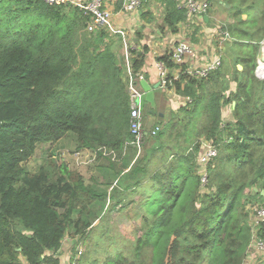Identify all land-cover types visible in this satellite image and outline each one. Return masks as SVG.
Wrapping results in <instances>:
<instances>
[{
	"label": "trees",
	"instance_id": "1",
	"mask_svg": "<svg viewBox=\"0 0 264 264\" xmlns=\"http://www.w3.org/2000/svg\"><path fill=\"white\" fill-rule=\"evenodd\" d=\"M123 1L115 0L114 8L121 10ZM225 1L237 19L227 26L229 35L251 47L240 58L245 67L235 69V90L224 93L221 67L197 77L170 52L157 57L168 71L165 88L186 99L146 137L148 152L135 159L137 146L125 145L131 137L127 81L113 49L122 45L120 35L105 27L88 31L91 15L78 6L0 0V264H59L66 231L86 235L98 216L95 207L102 212L107 198L119 190L139 192L144 182L140 234L128 254L116 252L102 264H241L252 237L264 241V220L253 231L243 211L252 199L264 207V77L254 74L264 0L257 15L250 11L253 1ZM161 3L165 25L176 32L186 9L178 0ZM146 51H130L134 73ZM227 103L230 121L222 119ZM198 116L204 122L192 128ZM178 124L182 140L172 132ZM69 133L77 149L107 160L116 180L96 189L80 176L71 179L65 166L66 174L55 176L43 166L33 173L24 169L38 143ZM201 136L218 150L208 165L207 191L196 162ZM185 141L190 146L183 147ZM247 186L259 189L245 195Z\"/></svg>",
	"mask_w": 264,
	"mask_h": 264
},
{
	"label": "rangeland",
	"instance_id": "2",
	"mask_svg": "<svg viewBox=\"0 0 264 264\" xmlns=\"http://www.w3.org/2000/svg\"><path fill=\"white\" fill-rule=\"evenodd\" d=\"M247 1L254 2V6L250 11L253 14L256 13V15L259 14L263 8L262 1ZM207 2L209 5L207 12L202 15L191 16L187 22L184 41H187L194 49V55L187 58V62L194 63V67L191 68L193 71L210 62L214 56L220 55L221 65L218 68L221 67L224 71L223 79L228 85L224 93L227 94L229 91L235 90L237 84L235 77L239 76L238 71H241L245 67L240 58L246 56L245 53L249 52L251 47L240 45L238 42L235 43V38L229 35L227 26L237 21L233 16L230 5L225 0H207ZM241 17L244 19L246 17L245 13ZM263 38L258 43L259 51L254 65L255 76L264 68V61L261 59L262 55H264V44L261 42ZM235 69H238V71H235ZM257 69L258 72L256 71ZM258 78L261 79L263 77ZM175 98L180 102L184 101L181 97ZM168 115L171 117L169 112ZM181 115L185 120V114L181 113ZM222 119L224 121L232 120L231 105L228 103L223 105ZM203 122V117L198 116L192 121L191 126L193 128V124H195L197 127H200ZM172 132H180L181 134L178 136L180 140L185 138L183 125L178 124ZM193 139L195 140V138ZM202 139L205 138L201 136L196 140L200 141ZM182 146L188 147L190 143L188 144L185 141ZM144 149L143 142L137 146L134 158L137 159L144 152H148ZM198 152L196 153V159ZM93 155L94 152L88 148L77 149L75 135L69 133L55 142L38 143L33 154L22 165L30 173L36 172L40 166H43L53 176L66 174V170L63 169V166H65L70 173L71 179L80 176L85 183L92 187L96 189L104 188L106 180L116 179H114L108 168L107 160L100 156L93 158ZM154 160L156 161V159ZM117 163L121 162L117 161ZM126 182L127 180L124 183ZM207 182L206 186H203L205 191L209 190ZM147 184L144 182L139 192H130L131 190L121 192L119 190L116 198L106 199L105 208L102 212L99 211V207H95V213L98 210V216L92 222L86 235H73L71 229L66 231L62 239L61 251L59 252V255L62 257L61 262H63L61 264H102L105 259L113 256L116 252L128 254L130 242L141 232L139 226L141 216L144 213L141 202L143 197H145L143 189L147 187ZM251 189L257 191L259 188L257 186H247L244 190L245 195H250ZM108 191H112V186L108 188ZM260 205L261 202L252 199V201H249L244 206L243 211L248 214L247 220L253 231H255L253 225L257 217V209H259ZM256 240L253 236L247 254L241 264H264V241L255 245Z\"/></svg>",
	"mask_w": 264,
	"mask_h": 264
},
{
	"label": "crops",
	"instance_id": "3",
	"mask_svg": "<svg viewBox=\"0 0 264 264\" xmlns=\"http://www.w3.org/2000/svg\"><path fill=\"white\" fill-rule=\"evenodd\" d=\"M101 2L103 7L108 9L111 13L109 26H105L106 30L114 37L118 36V34L121 37L122 45L118 47L114 45L113 49L115 50L117 59H119V61L120 58L122 59L124 68L123 77L127 81V90H129L128 73L129 70L132 71L130 61L132 55L130 51L132 49L141 51L142 46L147 47V51L144 55V62L137 72L142 74V79L150 86H155L153 88L154 103L151 104L146 102L142 108L139 106L143 128L148 132L155 126L161 125L170 119L168 112L171 115V112H175L177 107L183 103L175 98L181 96H176L177 94L172 88L166 89L161 83L156 61L157 57L174 49L179 41L185 40L184 35L187 22L191 16H188L185 22H180L178 24L176 32H171L163 21V5L161 0H147L145 4L140 2L141 5H139L133 13L129 14L125 11L116 10L114 8L115 0H101ZM142 13H146V15L143 16ZM187 58L188 57L184 60V63L188 66L187 68L191 69L194 67V63H188ZM176 71L177 69L173 71V74H177ZM140 80L136 85V89L142 92ZM184 99L186 98H183V100ZM60 251L59 249L57 253L59 264L63 263L61 262L62 257L59 255Z\"/></svg>",
	"mask_w": 264,
	"mask_h": 264
},
{
	"label": "built area",
	"instance_id": "4",
	"mask_svg": "<svg viewBox=\"0 0 264 264\" xmlns=\"http://www.w3.org/2000/svg\"><path fill=\"white\" fill-rule=\"evenodd\" d=\"M49 4H68L74 5L82 8L85 12L90 13L91 19L87 24V30L92 31L96 28L109 26L111 13L108 9L103 7L101 0H44ZM141 0H124L121 11L126 13H133L137 7L140 5ZM179 5L184 7L187 11L188 16L202 15L207 12L208 2L207 0H179ZM120 32V31H119ZM227 36V34H226ZM264 44V38L261 41ZM193 47L187 41H179L174 49L170 51L171 59L175 63H184L186 57L194 55ZM221 64V56L216 55L214 58L206 63L199 69L187 68V72L193 73L197 77H205L212 70L217 69ZM156 66L158 68V74L161 79V83L164 85L166 83L167 68L164 67L163 63L156 61ZM259 68V67H258ZM190 70V71H189ZM263 70V71H262ZM258 73V77H264V68ZM258 72V69L256 70ZM128 84H129V98H130V110H129V132L131 137L125 142V145L139 146L143 143L148 136H152L158 130V126H155L150 131H146L143 128L142 120L140 116L139 108V97L141 92L136 89V85L140 79H142V74L139 72H133L129 70ZM103 154H110L112 151H106L101 149ZM94 152L93 158L96 152ZM217 147L209 139L200 140L199 152L196 159L198 165V173L200 175V182L204 185L207 182L208 177V165L217 156ZM77 153V152H76ZM114 156V153H112ZM264 220V207L260 206L257 209V217L255 218L256 225L259 221ZM262 242V240L257 239L255 245Z\"/></svg>",
	"mask_w": 264,
	"mask_h": 264
},
{
	"label": "water",
	"instance_id": "5",
	"mask_svg": "<svg viewBox=\"0 0 264 264\" xmlns=\"http://www.w3.org/2000/svg\"><path fill=\"white\" fill-rule=\"evenodd\" d=\"M261 59L264 61V55H262ZM140 85H141V95L139 97V106L142 108L146 102H149L151 104L154 103V98H153V88L155 86H150L144 79L140 80ZM256 190V188H254ZM261 194L264 195V190H261Z\"/></svg>",
	"mask_w": 264,
	"mask_h": 264
}]
</instances>
